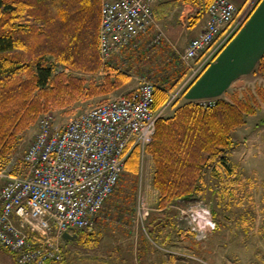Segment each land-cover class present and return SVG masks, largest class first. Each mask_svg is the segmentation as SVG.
<instances>
[{"label":"trees","instance_id":"16d2710c","mask_svg":"<svg viewBox=\"0 0 264 264\" xmlns=\"http://www.w3.org/2000/svg\"><path fill=\"white\" fill-rule=\"evenodd\" d=\"M210 1L205 0L206 7ZM100 10L101 0H0V170L20 134L42 112L106 96L129 79L124 71L106 72L102 82L94 77L112 68L99 53ZM188 71L174 69L159 79L156 109L165 104ZM254 72L264 77V54ZM237 93H231L230 99H217L214 106L188 101L157 119L145 151L151 154L152 185L159 192L161 210L201 196L207 172L228 194L236 191L243 177L229 158L236 146L231 133L245 123L246 115L255 114L260 101L264 103V87L247 89L242 98ZM140 161L141 151L136 147L126 161L125 172L130 177L138 174ZM76 232L75 241L97 242L93 232Z\"/></svg>","mask_w":264,"mask_h":264},{"label":"built area","instance_id":"2783aa9c","mask_svg":"<svg viewBox=\"0 0 264 264\" xmlns=\"http://www.w3.org/2000/svg\"><path fill=\"white\" fill-rule=\"evenodd\" d=\"M159 0H101L98 48L101 59L131 46L155 25L153 5ZM238 7L231 0H211L207 22L186 44L181 61L197 60L178 89L156 109L155 84L139 83L127 94L110 97L69 119L55 124L44 113L26 149L25 173L0 170V246L16 264H61L62 234L92 229L106 201L117 189L131 151L152 141L156 121L187 83L216 56L245 18L234 23ZM160 33L146 42H160ZM216 99L201 100L214 106ZM140 191V190H139ZM138 199V215L141 213Z\"/></svg>","mask_w":264,"mask_h":264},{"label":"rangeland","instance_id":"374dc122","mask_svg":"<svg viewBox=\"0 0 264 264\" xmlns=\"http://www.w3.org/2000/svg\"><path fill=\"white\" fill-rule=\"evenodd\" d=\"M157 33H160V42L147 48L146 42ZM184 39L185 35L180 40L173 39L171 33H165L161 26H152L147 35L140 38L138 47L126 48L123 58L114 62L112 68L107 64L109 71L104 69L94 77L97 82H102L105 72L112 75L116 71H124L130 76L125 84L133 89L144 80L156 84L174 69L189 70L196 63L197 60L181 61L180 56L187 44ZM58 67L62 69L60 65ZM74 74L83 75L80 72ZM261 78L251 86L234 91L242 98L243 91L264 87V77ZM121 88L115 89L111 95L42 112L36 122L20 134V140L3 169L25 173L23 156L44 113H51L55 124L63 125L110 97L128 93H120ZM182 101L180 93L164 116L170 115ZM263 117L264 103L260 101L255 114L246 115L245 123L231 133L236 146L230 151L229 158L243 177L232 195L215 185L207 172L206 187L201 196L190 201H176L170 205L169 211L161 210L158 206L159 192L152 185L151 154L143 150L138 174L130 177L124 171L117 189L106 201L92 229L87 230L96 234L97 242H66L61 264H264ZM139 193L141 213L142 208L145 211L141 216L137 210ZM0 264L15 263L8 254L0 253Z\"/></svg>","mask_w":264,"mask_h":264},{"label":"crops","instance_id":"0c3cea01","mask_svg":"<svg viewBox=\"0 0 264 264\" xmlns=\"http://www.w3.org/2000/svg\"><path fill=\"white\" fill-rule=\"evenodd\" d=\"M231 1L238 7L234 23L246 12L245 18L232 37L217 51L214 59L184 87L181 92L182 103L229 99V94L234 90L246 88L262 79L254 71L264 54V0ZM153 12L155 25L161 26L165 33H171L173 39L180 40L185 35V42L197 36L207 22L205 0H198L196 3L189 0H159L153 5ZM196 13L200 15L199 18L195 17ZM126 51L124 48L112 54L108 59V66L123 58ZM186 77L187 75L183 77L179 85ZM121 87L120 93L133 89L125 83ZM0 253L8 254L14 262L12 256L1 246ZM4 258L6 259L5 255Z\"/></svg>","mask_w":264,"mask_h":264},{"label":"water","instance_id":"95a60500","mask_svg":"<svg viewBox=\"0 0 264 264\" xmlns=\"http://www.w3.org/2000/svg\"><path fill=\"white\" fill-rule=\"evenodd\" d=\"M62 237L67 242H72L77 238V232L70 233L68 230H65L62 234Z\"/></svg>","mask_w":264,"mask_h":264}]
</instances>
